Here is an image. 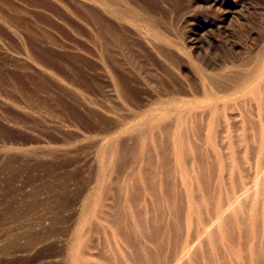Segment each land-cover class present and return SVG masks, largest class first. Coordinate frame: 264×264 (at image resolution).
Wrapping results in <instances>:
<instances>
[{"label":"rangeland","instance_id":"1","mask_svg":"<svg viewBox=\"0 0 264 264\" xmlns=\"http://www.w3.org/2000/svg\"><path fill=\"white\" fill-rule=\"evenodd\" d=\"M263 46L264 0H0V264H70L84 245L100 264L109 225L82 218L101 166L111 206L142 125L218 102L241 127L237 91Z\"/></svg>","mask_w":264,"mask_h":264},{"label":"bare ground","instance_id":"2","mask_svg":"<svg viewBox=\"0 0 264 264\" xmlns=\"http://www.w3.org/2000/svg\"><path fill=\"white\" fill-rule=\"evenodd\" d=\"M247 79L237 91L246 110L241 127L229 122L236 105L218 102L204 118L182 110L173 128L142 125L135 147L141 164L120 187L128 193L123 202L104 204L103 195L115 189L105 180L110 163L101 166L82 218L84 225L90 216L109 225L103 231L109 255H96L100 264H264V63ZM220 118L226 119L221 133ZM108 155L103 150L101 157ZM110 155L117 158L115 147ZM87 247L74 248L70 264H90Z\"/></svg>","mask_w":264,"mask_h":264}]
</instances>
